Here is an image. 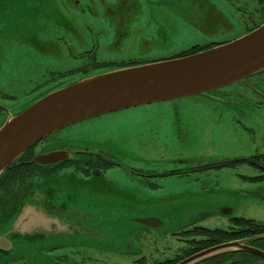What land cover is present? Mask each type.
<instances>
[{
  "label": "rangeland",
  "instance_id": "374dc122",
  "mask_svg": "<svg viewBox=\"0 0 264 264\" xmlns=\"http://www.w3.org/2000/svg\"><path fill=\"white\" fill-rule=\"evenodd\" d=\"M263 21L264 0H0V126L9 113L80 79L212 47L209 41L236 38ZM195 43L201 46L191 47ZM91 45L104 66L77 67L87 60L81 50ZM256 88L264 96V88ZM211 93L222 91L203 95ZM197 97L101 114L54 133L49 139L94 146L108 134L128 131L125 166L182 172L152 177L151 186L131 179L121 167L111 169L114 183L98 184L96 176L77 173L80 165L25 180L29 194L0 224V236L9 242L8 248L0 247V264H175L206 239L184 231L238 229L232 216L264 221V180L237 174L257 172L252 167L193 168L210 156L248 155L264 146V106L256 112L243 107L241 113ZM5 105L12 106L5 112ZM140 131L143 138L133 136ZM7 189H0L4 200L21 185L14 182ZM146 217L161 224L136 221Z\"/></svg>",
  "mask_w": 264,
  "mask_h": 264
},
{
  "label": "water",
  "instance_id": "95a60500",
  "mask_svg": "<svg viewBox=\"0 0 264 264\" xmlns=\"http://www.w3.org/2000/svg\"><path fill=\"white\" fill-rule=\"evenodd\" d=\"M262 67L264 22L239 37L206 49L75 81L44 94L16 114H8L0 126V173L25 148L70 124L134 106L204 93L242 80ZM90 79L97 80L92 84ZM66 155L61 150L50 151L33 156L32 161L47 165ZM136 221L150 227L161 224L155 217ZM253 238L221 242L175 264H192L230 250H245L264 258V250L245 243ZM0 247H8L4 236H0Z\"/></svg>",
  "mask_w": 264,
  "mask_h": 264
},
{
  "label": "flooded vegetation",
  "instance_id": "af4514ba",
  "mask_svg": "<svg viewBox=\"0 0 264 264\" xmlns=\"http://www.w3.org/2000/svg\"><path fill=\"white\" fill-rule=\"evenodd\" d=\"M227 40H224V41H227ZM215 41H217V39H213L209 42L213 43L212 46L216 45L217 43L224 42V41H219V42H215ZM197 46H201L200 43L192 44L191 47L196 48ZM205 48L207 47L200 48L199 50H202ZM187 49H190V47L188 46ZM65 50L69 58H73L72 54L74 53L71 50V47L66 46ZM182 50L184 49H181V51ZM199 50H196V51H199ZM50 51H52L51 48L50 50L47 51V53H49ZM89 52L92 53L95 60L88 59V56L90 55ZM192 52H195V51H191L189 53H192ZM80 53H82L80 54V57L82 59H87V60L80 61L77 64V67L81 68L83 66H87V67L104 66L103 64L105 60L99 58L100 56L99 54L97 53L95 54L93 45H91L89 48L88 47L83 48ZM110 61H113V60H110ZM56 69L59 70L62 68H56ZM50 71H52V68L47 69V73ZM42 83H44V80L42 81ZM256 85L264 88V67L244 77L242 80L236 81L234 83H231L229 85H226V86H223L217 89H213L215 91H222L220 96H218L215 93L214 94L211 93V97L210 96L207 97L203 95L205 94V92L196 94V95H191V96H194L195 99L198 98L197 96H203L209 101H212L215 103L218 102L219 104L222 103L223 104L222 106L224 107V109H228V110L232 109L235 111L238 109L237 111H240L242 113V111L243 112L245 111V110H242V108L249 106V107H254L255 110H253V112H256V111L261 110V107L264 106V96L257 91ZM234 87L241 88L242 92L240 93V91H234L235 90ZM211 91H208V93ZM236 92L240 93V95L236 96L235 95ZM222 99H226V101L222 102ZM199 101L205 102L204 100H199ZM205 103L210 105L211 109L213 110L214 106H212L211 103L209 102H205ZM252 103H254L255 105H253ZM11 106L12 105L10 106L5 105L4 108H1V109L6 112L9 108H11ZM244 115H247V114L245 113ZM169 119L171 120V118ZM231 121H232V118H231ZM244 127L246 128V130L247 129L250 130V128H248L246 125ZM62 129L54 131L50 133L49 135L43 137L42 139L37 141L35 144L25 148L24 151H22L18 155L17 157L18 162H22L26 164L28 162H31L30 164L35 165L31 169V174L29 175L30 178L32 177L40 178V176H43L44 174H48L52 176L53 174L55 175L56 173H60V171L72 170L73 167L80 165L82 171L77 170L78 174L84 176L85 179L91 176H96L94 180H97L98 184L108 185V184L114 183L113 180L111 179V176H112L111 169H113L114 167H119V168L121 167L123 168V171L125 172L126 175H128L129 177L131 176L130 177L131 179H138L137 181H139L140 184H144L145 186H148V185L151 186L153 183L151 181L152 177L156 178L160 176L161 177L169 176V175L179 174V172H182L180 168H178L177 170L172 169L166 172L165 171L159 172V170L153 172L154 168L125 166L123 162L127 159V157L124 155L125 154L124 147L127 143L130 144V142L123 140V137L126 135L131 136V133L128 131H124V132L116 131L115 135L108 134L105 137L93 142L94 146L93 145L88 146V144L73 145L70 142H68V140L64 141L59 136L52 137V139H49L51 136H53L54 133ZM175 133L178 137L180 136L182 137V133L180 134L179 131H175ZM119 135H121L122 137H120ZM133 136L134 137L139 136L140 138H143L144 133L140 131L136 134H133ZM262 137H263L262 142H264V136ZM262 148H264L263 145L261 146L260 149H256L255 152L250 153L248 155L210 156L207 159L197 162L198 164L196 165L197 167H193V168L194 170H202V171L208 170L209 171V170H217L221 168H238L242 164H246L252 167L257 172L252 173V174L238 172L237 173L238 176L244 179L248 178L246 180L258 181L260 176H264V174L259 173V171L264 172L263 171L264 170V149ZM56 150L65 151L67 155L63 158L58 159L56 162H53L47 165L38 164L31 160L32 157L35 155L47 153L50 151H56ZM180 155H183V154H180ZM182 160L183 159H180V161ZM45 169L47 170V172H44ZM142 170L143 171L149 170V171L142 172ZM84 172H86V175L84 174ZM153 175H156V176H153ZM105 182H108V184ZM23 190L24 189H21V190H18L16 193H13V195H11L8 200L7 199L4 200L0 196V224L9 220L11 216L17 211L20 201L22 202L25 199L24 197V199L21 200ZM102 197L104 198V196ZM224 211H226V209ZM181 231L183 230L175 231V232L181 233ZM8 246H9V242H8Z\"/></svg>",
  "mask_w": 264,
  "mask_h": 264
},
{
  "label": "trees",
  "instance_id": "16d2710c",
  "mask_svg": "<svg viewBox=\"0 0 264 264\" xmlns=\"http://www.w3.org/2000/svg\"><path fill=\"white\" fill-rule=\"evenodd\" d=\"M191 51H196V49L179 53L178 55L186 54ZM30 163L31 162H28L27 164L18 162V158H16L14 161L9 163L5 167V169L0 173V189L5 190L4 193H6L8 190L7 188L10 185H12L14 182H19L21 185V189H24V187L26 186L25 180L30 178L29 175L31 174V169L35 166ZM259 180H264V176H260ZM29 190L30 188H28V186L25 187V189L23 190L21 200L24 199V197L26 198V196L29 194ZM22 202L20 201V203ZM231 223L233 225L239 226V228L227 231L221 228L209 229V228L197 226L192 230L184 231L183 233H186L187 235L190 234L195 235V233H203L201 235L206 236V239L201 241L203 243V246L201 248L208 247L210 245L223 241L254 237L253 239L248 240L245 243L249 246L257 247L264 250V221L256 220L254 218L245 217V216H235L231 218ZM230 257H233L234 261H230L231 259ZM246 258H248L247 260H249V262L247 263H245L244 261ZM199 263L201 264H264V258L260 257L255 253L245 250H230V251H225L211 255L193 264H199Z\"/></svg>",
  "mask_w": 264,
  "mask_h": 264
},
{
  "label": "bare ground",
  "instance_id": "6f19581e",
  "mask_svg": "<svg viewBox=\"0 0 264 264\" xmlns=\"http://www.w3.org/2000/svg\"><path fill=\"white\" fill-rule=\"evenodd\" d=\"M97 79H90L89 81L90 82H92V84H93V82H95ZM88 83V82H87ZM89 84V83H88Z\"/></svg>",
  "mask_w": 264,
  "mask_h": 264
}]
</instances>
